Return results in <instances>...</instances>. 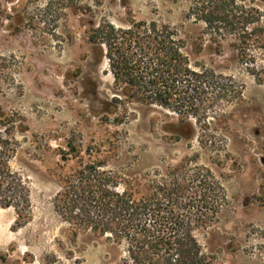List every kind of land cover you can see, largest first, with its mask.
Returning <instances> with one entry per match:
<instances>
[{"label": "rangeland", "instance_id": "1", "mask_svg": "<svg viewBox=\"0 0 264 264\" xmlns=\"http://www.w3.org/2000/svg\"><path fill=\"white\" fill-rule=\"evenodd\" d=\"M264 11V0H256ZM191 0H0V112L22 132L12 168L27 182L31 219L0 208V254L37 262L128 264L107 237L72 241L55 198L79 161L126 178L211 171L225 191L212 225L197 236L210 264H264V50L242 57L235 40L214 43L189 16ZM156 21L177 29L196 70L226 85L221 100L187 121L156 104L127 101L109 60L90 42L106 24ZM211 105V104H208ZM62 153L68 160L61 159Z\"/></svg>", "mask_w": 264, "mask_h": 264}, {"label": "trees", "instance_id": "2", "mask_svg": "<svg viewBox=\"0 0 264 264\" xmlns=\"http://www.w3.org/2000/svg\"><path fill=\"white\" fill-rule=\"evenodd\" d=\"M189 16L205 24L214 43L232 37L243 58L252 49L264 50V11L256 0H191ZM90 42L109 60L115 89L129 102L156 104L187 121L221 100L226 89L211 69L192 67L186 41L168 25L133 22L124 29L106 24L93 28ZM18 131L22 126L0 112V208L13 209L17 224L25 226L31 219V191L11 165L19 150ZM61 159L69 158L62 153ZM180 170L156 179L148 174L126 178L103 162L81 158L79 169L63 180L55 212L72 241L88 234L107 237L125 247L128 264H210L197 233L212 225L225 191L208 169ZM0 264L60 262L0 254Z\"/></svg>", "mask_w": 264, "mask_h": 264}]
</instances>
